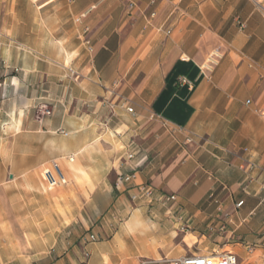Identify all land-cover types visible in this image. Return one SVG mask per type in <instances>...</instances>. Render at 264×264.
Segmentation results:
<instances>
[{
  "label": "crops",
  "instance_id": "1",
  "mask_svg": "<svg viewBox=\"0 0 264 264\" xmlns=\"http://www.w3.org/2000/svg\"><path fill=\"white\" fill-rule=\"evenodd\" d=\"M0 44L36 89L0 150V264H264V0H0Z\"/></svg>",
  "mask_w": 264,
  "mask_h": 264
},
{
  "label": "rangeland",
  "instance_id": "2",
  "mask_svg": "<svg viewBox=\"0 0 264 264\" xmlns=\"http://www.w3.org/2000/svg\"><path fill=\"white\" fill-rule=\"evenodd\" d=\"M8 44L5 43V46H8ZM13 46L16 45L12 44ZM5 51L6 47L4 49L0 44V150L5 146L11 145L9 139L10 132L14 133L16 131V121L19 119L21 110H26V107L23 106L25 99L26 97H35L36 93V89L31 87L29 90H26L25 87L23 88L18 83V79L21 77L20 67L22 65L20 62L23 63V66L27 63L28 68H31L34 61L31 59L14 58L13 49L11 52L6 51L4 53ZM38 108L31 107L32 114H39ZM13 142L14 140L12 139ZM0 157L2 158L3 155H0ZM39 178L45 184L42 179V171L41 173L39 172ZM52 191L54 192L55 190Z\"/></svg>",
  "mask_w": 264,
  "mask_h": 264
},
{
  "label": "built area",
  "instance_id": "3",
  "mask_svg": "<svg viewBox=\"0 0 264 264\" xmlns=\"http://www.w3.org/2000/svg\"><path fill=\"white\" fill-rule=\"evenodd\" d=\"M150 7H155L158 3V0H147ZM133 4L131 3L129 7H132ZM155 16L154 12L150 13V18H153ZM179 85H187L189 88H192V84L187 81L185 78H181L178 80ZM250 102L247 101L246 104H249ZM128 113H132L131 108H127ZM261 114L264 115V107L261 110ZM68 162L73 161L72 156H68L67 158ZM131 176H125L122 177V180L125 182H128L130 180ZM42 179L45 182L46 186L48 188H55L58 186L66 185L67 180L63 175V172L61 171L60 167L57 163L53 162L50 164L49 167L42 170ZM142 193L145 198H149L151 195V189L148 186H139L138 187V193L131 196V201H135L139 194ZM162 201L165 202H172L175 201V196H169L162 199ZM243 202H238L235 204V208H239ZM91 240H94L93 236H90ZM264 254V253H263ZM140 264H238V259L235 254H233L230 251H223L219 253H213V254H191L182 256L180 258L169 260V259H163L160 261L156 260H144Z\"/></svg>",
  "mask_w": 264,
  "mask_h": 264
}]
</instances>
